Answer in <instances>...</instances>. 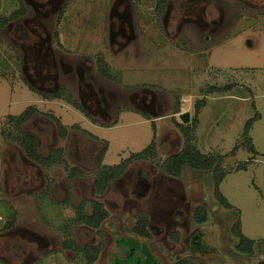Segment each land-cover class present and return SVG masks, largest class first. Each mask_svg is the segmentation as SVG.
<instances>
[{
    "label": "rangeland",
    "instance_id": "obj_1",
    "mask_svg": "<svg viewBox=\"0 0 264 264\" xmlns=\"http://www.w3.org/2000/svg\"><path fill=\"white\" fill-rule=\"evenodd\" d=\"M111 1L68 0V12L57 17L52 11L47 21L58 57L62 53L75 64H91L85 78L113 89L118 96L114 99L108 94L109 115L104 117L82 103L87 99L86 90L81 89L84 66L80 72L60 71L58 87L62 86L64 97L49 99L45 89L29 81L22 70L23 47L14 41L11 29L15 24L11 15L23 0H0V264H88L83 251L65 246L68 239L79 246L100 244L98 264H114V256H124L130 248L119 240L131 238L138 240V248L147 245L157 264H173L181 257L196 264H259L264 261V0H224L227 17L210 39L200 30L166 33L162 13L153 10L152 31L138 34L122 48L109 41L104 16ZM142 4L141 8L152 10L155 0ZM99 56L109 63L112 77L100 72ZM215 85L230 86L212 90ZM141 89L161 103L157 114L165 115L155 122L150 110H142L132 99ZM69 97L84 107H77ZM179 97L182 111L191 113L184 123H192L198 99L207 101L198 113L196 142L204 152L227 153L224 167L228 173L220 187L231 206L216 197L212 172L186 166L180 176H173L160 166L184 145L182 131L170 115ZM30 104L42 112L23 127L38 137L40 153L47 156L58 146L65 148L62 160L48 166L28 158L26 150L7 134L16 131L9 114H18ZM52 115L68 125L65 136L60 135ZM251 119L249 135L259 151L256 155L244 144L246 122ZM74 123L98 137L72 127ZM153 139L155 156L134 159L102 195L96 191L97 158L106 141L103 161L114 164ZM241 163L245 166L239 168ZM74 167L81 171L71 176ZM141 168L150 182L142 196L136 191ZM93 197L102 199L110 210L101 226L72 220L73 203ZM199 205L208 210L204 223L194 219ZM86 210L90 212L91 206ZM142 210L157 224L152 236L142 237L126 228L135 224V215ZM237 220L245 235L255 241L250 255L236 247L238 238L232 227ZM175 228L182 232L179 242L170 236ZM193 229L203 233L201 238L210 251H191L187 236Z\"/></svg>",
    "mask_w": 264,
    "mask_h": 264
},
{
    "label": "flooded vegetation",
    "instance_id": "obj_2",
    "mask_svg": "<svg viewBox=\"0 0 264 264\" xmlns=\"http://www.w3.org/2000/svg\"><path fill=\"white\" fill-rule=\"evenodd\" d=\"M67 1L68 0H23L21 8L16 10L18 14L12 17L14 18L13 20H15L13 21L15 24L11 29L13 30L14 41H19L23 47L24 56L22 70L26 77L29 78L30 82L45 89L43 91L44 96L47 93L48 96L50 95L51 97H45L50 99L53 97H64L60 89L62 86L58 87L62 70V73H66L73 69L74 71L80 72L81 67H86V74L84 72L81 74L83 78L81 79V89L83 88V90H86L85 94L87 95V99L85 103L84 100L82 103L84 105L86 104L89 109L100 113L102 116H108V94L114 97V99L118 97L115 95V92H112L113 89L106 90L103 85L95 83L92 78H85V76L88 77L90 75V70L92 68L91 64L84 61L75 64L72 59H66L62 53H60L61 57H58L55 52L51 32L49 30L50 27L47 21L52 11L57 12V17H59L60 14L68 12ZM139 1L140 4L138 3ZM220 1L223 2V5L218 6L219 0H155L154 9L151 6L152 10H149L147 6L141 8L143 0H112L107 17L104 16L105 14L103 13L104 18H107L109 41L111 45H119V47L122 48L127 46L130 41L136 39L138 34L141 35L151 32L153 29L151 26L153 22L152 18L154 17L153 10L158 14L162 13V23L166 33L172 31H174V33L182 31L185 33H192L195 30H200L203 33H207L205 39L206 37L210 39V33L223 27L220 24H222L223 17L227 14L225 13L226 9L223 8V6L227 5L226 1ZM218 7L219 9H217ZM103 11H105V9ZM55 32L57 34V31ZM56 37H58V35ZM141 87L143 89L147 88L145 85ZM143 89H141V91H135L136 93L131 95L132 99L142 110H150L151 114L154 115V117L150 119H153L155 122L156 119L163 117L165 114H157L161 103L154 94L148 93ZM57 93L61 95L55 96ZM181 100L180 97L177 99V107L170 114L173 115L172 120L173 118L179 120L177 113L180 114V111H182L180 106V103H182ZM82 107L84 106L82 105ZM178 109H180V111H177ZM181 122L184 121L182 120ZM151 223L154 224L153 222ZM154 225L157 226V224ZM173 230L180 229L175 228ZM195 232H197V229H193L187 236L190 242ZM133 239L136 245H131L129 249L135 260L134 264H149L148 258L153 257L149 248L144 244L142 248H138V240L136 238ZM122 240L126 242L129 241L120 239V244H122ZM120 258H123V256L116 254L113 258L114 264H121V261H119ZM124 264L129 263L125 262ZM153 264H157V262L153 260Z\"/></svg>",
    "mask_w": 264,
    "mask_h": 264
},
{
    "label": "trees",
    "instance_id": "obj_3",
    "mask_svg": "<svg viewBox=\"0 0 264 264\" xmlns=\"http://www.w3.org/2000/svg\"><path fill=\"white\" fill-rule=\"evenodd\" d=\"M17 11H14L11 17L17 16ZM5 20H7L5 18ZM98 68L99 70L107 77H112V73L110 72L109 63L102 57L99 56L97 59ZM230 85L227 86H213L212 90H219L223 91L229 88ZM61 95L60 93L55 94V96ZM45 96H48L46 93ZM50 96V95H49ZM48 96V97H49ZM51 97V96H50ZM74 105L77 107L82 108V104L80 102H77L76 100L72 99L71 97L68 98ZM207 101L205 99H198L196 104V114L192 117V123H184L176 118H173L175 125L179 127L182 131V134L184 136V145L177 151L170 153L161 163L160 166L169 174L173 176H180L184 168L186 166L199 171L204 172H212L213 176V183H214V192L216 197L218 198L219 202H221L225 206H231L232 203L228 200V198L224 195V193L221 190V182L227 175L228 171L224 167L225 159L227 157V153H223L220 151H210V152H204L202 151L199 146L197 145L196 140V133L195 129L199 122V112L203 105H205ZM177 111H180L178 109ZM42 110L39 109L36 105L30 104L25 109H23L18 114H9V121L14 124L16 127V131L8 132L10 136L13 137L15 142H17L22 148L26 150V156L30 158L31 160H36L39 162H42L46 166L50 165V163H53L58 160H62L63 153L65 148L62 146H58L54 149H52L49 153V155L44 156L40 153L39 147H38V138L37 136L32 133L31 131L25 130L23 127V124L25 121L31 119L36 113H41ZM53 118H55L58 130L60 135L65 136L67 134L68 125L62 122L61 118L55 115H52ZM254 119H251L246 122L244 135L245 140L244 144L245 147L249 148V150L256 155L259 151L254 145L251 136L249 135V130L252 125V122ZM72 127L81 128L82 131H85L87 133H90L91 136L97 138L98 135L92 134L85 128H82L78 123H74ZM29 136L32 138V142L29 141ZM108 148V141H106L104 147L100 151L98 158H97V167H96V175H95V189L99 194H103L109 183L118 177H120L124 171L126 170L128 164L132 162L136 158H148L155 156L157 154L156 151V141L153 139L146 147H144L142 150L135 151L131 153L129 157H126L119 163L114 164H108L105 163L104 155ZM238 145H235L233 147V150L231 153L234 155L237 153ZM56 152V155L52 156L53 152ZM245 166V163H241L239 168H242ZM74 170L70 173L71 176H74L78 174V172L81 171L80 168L74 167ZM141 185V186H140ZM138 188H136L137 194L142 196L150 189V182L148 180V176L145 173V170L141 168V171L139 172V180L137 183ZM88 205L91 206V211L87 212ZM73 206L76 210V213L72 220L75 222H84L89 226L92 227H99L101 226L102 222L109 217L110 210L105 204V202L102 199L99 198H87L83 199L77 203H73ZM136 221L135 224L131 226H127L126 228L128 231L132 233H136L137 235L142 236H152L153 230H156V226L150 222V215L147 211L142 210L136 213ZM195 219L200 222L204 223L208 220V210L205 206L199 205L197 206L195 213H194ZM71 219H69V222ZM68 222V223H69ZM233 233L238 238V242L236 244V247L240 251H244L247 254H252L254 252V239L245 235V233L242 231L241 228V222L240 220H237L233 225ZM203 233L199 230L195 232L192 235V239L190 242V249L192 252L195 251H203L207 252L210 251L208 244L203 242L202 240ZM171 237L176 242H179L181 240V232L180 230H173L171 231ZM71 240V239H68ZM68 240H65V246L66 247H72L77 251H83L87 260L88 264H98L97 259L101 250V245H84L79 246L75 244L74 242H70ZM134 239L131 238L129 241L122 240V244L130 245H136V242L133 241ZM194 246L193 244H196ZM191 244L193 245L191 247ZM198 246V247H197ZM133 258L132 252L128 248L126 251V254H124L123 258H120L119 261H121V264H124L125 262H128L130 264V259ZM134 259V258H133ZM154 260L153 257L148 258V263H150V260ZM135 262V260H134ZM151 264V263H150ZM173 264H196L194 260H192L189 257H181L177 259ZM208 264H218L215 262L208 263ZM259 264H264V261H261Z\"/></svg>",
    "mask_w": 264,
    "mask_h": 264
},
{
    "label": "water",
    "instance_id": "obj_4",
    "mask_svg": "<svg viewBox=\"0 0 264 264\" xmlns=\"http://www.w3.org/2000/svg\"><path fill=\"white\" fill-rule=\"evenodd\" d=\"M180 117L184 122H188L191 118V113L189 110L181 111ZM2 217H0V225H1Z\"/></svg>",
    "mask_w": 264,
    "mask_h": 264
},
{
    "label": "crops",
    "instance_id": "obj_5",
    "mask_svg": "<svg viewBox=\"0 0 264 264\" xmlns=\"http://www.w3.org/2000/svg\"><path fill=\"white\" fill-rule=\"evenodd\" d=\"M182 110V109H181ZM181 112V111H180ZM177 115H179V113H177ZM199 123H200V116H199Z\"/></svg>",
    "mask_w": 264,
    "mask_h": 264
}]
</instances>
